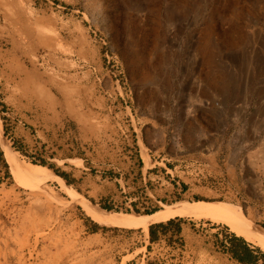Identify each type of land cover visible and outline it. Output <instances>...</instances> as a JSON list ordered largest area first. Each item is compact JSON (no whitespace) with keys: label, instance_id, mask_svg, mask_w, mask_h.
Wrapping results in <instances>:
<instances>
[{"label":"rangeland","instance_id":"obj_1","mask_svg":"<svg viewBox=\"0 0 264 264\" xmlns=\"http://www.w3.org/2000/svg\"><path fill=\"white\" fill-rule=\"evenodd\" d=\"M255 1L0 0V264H231L216 246L227 223L160 217L184 204L264 233ZM2 141L54 169L17 176ZM87 203L144 221L104 225ZM171 219L182 234L151 244Z\"/></svg>","mask_w":264,"mask_h":264},{"label":"bare ground","instance_id":"obj_2","mask_svg":"<svg viewBox=\"0 0 264 264\" xmlns=\"http://www.w3.org/2000/svg\"><path fill=\"white\" fill-rule=\"evenodd\" d=\"M262 0H256L253 5V10L255 11V19H250V24L252 28H256L258 26V19L260 17L264 18L262 5ZM253 14V13H252ZM247 19V18H246ZM248 25V24H247ZM249 28V27H248ZM260 40V39H259ZM246 41V40H244ZM262 42V41H260ZM248 43V42H247ZM246 43V44H247ZM245 46V45H244ZM259 65L258 63H256ZM253 65H255L253 63ZM3 149L6 153V157L11 165L12 171L19 177H27L30 180L41 181L45 178L47 173L52 172L46 167L38 166V165H24L21 164L16 154L13 153V150L10 149L8 145L2 141ZM84 209L88 212L90 216H92L96 221L104 225H115V224H131L133 222L144 221L141 217L136 215H124V214H112L107 213L105 211L99 210L98 208L90 205L89 203L83 205ZM174 215H188V216H208L214 219L221 220L227 223L232 231L237 235L246 238L250 242H259L264 245V233H260L257 230H254L250 226H248L244 220L241 218V214L238 215L228 213V209L222 205L215 206L213 204H205V203H195V204H184L179 205L167 212L166 214L160 215V217H170ZM155 218H159L155 217Z\"/></svg>","mask_w":264,"mask_h":264},{"label":"trees","instance_id":"obj_3","mask_svg":"<svg viewBox=\"0 0 264 264\" xmlns=\"http://www.w3.org/2000/svg\"><path fill=\"white\" fill-rule=\"evenodd\" d=\"M34 164L54 169V167L49 166L45 161ZM55 173L70 184L68 175L61 173L59 170H55ZM182 222V219H171L167 223L150 225L148 227L150 243L154 244L160 242L162 238L168 235L170 229L174 230L175 235L180 236L183 232ZM94 228L96 229L97 225H95ZM216 246L222 253L230 255L233 260L240 264H258L260 257L264 258V253H262L260 249L253 247L246 239L234 233H224V238L218 241Z\"/></svg>","mask_w":264,"mask_h":264},{"label":"crops","instance_id":"obj_4","mask_svg":"<svg viewBox=\"0 0 264 264\" xmlns=\"http://www.w3.org/2000/svg\"><path fill=\"white\" fill-rule=\"evenodd\" d=\"M218 251L221 252L219 249H218ZM220 254H222V256L228 260V262H231V264H240L239 262L233 260L230 255L222 253V252Z\"/></svg>","mask_w":264,"mask_h":264}]
</instances>
